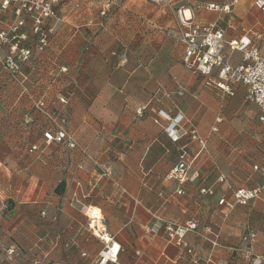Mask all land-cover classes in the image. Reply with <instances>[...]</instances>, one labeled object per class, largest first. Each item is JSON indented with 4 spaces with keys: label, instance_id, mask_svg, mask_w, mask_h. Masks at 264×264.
Instances as JSON below:
<instances>
[{
    "label": "crops",
    "instance_id": "obj_1",
    "mask_svg": "<svg viewBox=\"0 0 264 264\" xmlns=\"http://www.w3.org/2000/svg\"><path fill=\"white\" fill-rule=\"evenodd\" d=\"M111 1L101 16L103 0H59L57 19L44 24L47 46L33 48L21 69L33 97L43 96L66 117L75 147L45 145L49 120L0 75V207L9 202L14 212L0 216V234L25 239L26 264H97L111 243L119 251L106 264H256L257 257L264 264V193L231 209L218 204L233 201L235 188L261 181L253 169L264 166L261 112L242 85L219 97L215 71L185 69L172 36L181 7L196 21L215 20L225 40L253 39L264 54V11L251 0ZM1 2L0 30L14 20L16 5ZM211 3L218 9H208ZM226 4L228 11L221 9ZM224 53L232 64L241 62L240 52ZM178 112L206 140L197 156L188 135L172 140L166 133L163 114ZM32 144L41 150L28 152ZM182 152L193 159L186 180L165 178ZM155 220L195 221L197 231L179 246L145 232ZM248 231L254 237L245 241ZM213 234L217 246L208 241Z\"/></svg>",
    "mask_w": 264,
    "mask_h": 264
},
{
    "label": "built area",
    "instance_id": "obj_2",
    "mask_svg": "<svg viewBox=\"0 0 264 264\" xmlns=\"http://www.w3.org/2000/svg\"><path fill=\"white\" fill-rule=\"evenodd\" d=\"M253 6L264 11V0H251ZM14 20L6 28L0 30V75L6 73L8 79L21 88L33 102L34 108L43 114L50 122L48 127L42 133L43 143L65 142L69 148L76 146L72 135L65 128L66 117L60 113L50 110L43 96L34 98L26 86L27 76L22 73V67L30 61L33 48L43 50L48 44V35L50 29L44 27L46 20L57 19L56 6L59 0H14ZM237 0H231L235 3ZM10 0H2L1 7L7 8ZM111 0H103L101 4L100 15H106ZM208 9H218L216 4H208ZM225 11L229 10V4L223 5ZM177 18L179 28L172 36L182 46L181 62L185 69L190 72L198 73L203 76H210L215 71L217 78L216 87L221 90L219 97L224 93L231 94L233 85H242L245 88V97L248 101L254 103L261 112L259 119L263 122L262 137L264 138V54L261 53L253 39L249 37L224 39V30L215 20L199 22L194 19L191 13H185V9L177 8ZM28 26V32L22 28ZM33 41L34 46H28L26 43ZM227 47L230 52L238 51L241 55V62L232 64L229 61V55L224 53ZM64 103V98L59 99ZM169 121L166 127V133L172 140H177L182 136L188 135L190 140L198 144L197 154L206 146V140L201 138L195 126L182 113L178 112L174 116L163 114ZM184 120L188 128L179 127L180 122ZM216 130V128H212ZM41 150L39 144H32L27 151L32 153ZM193 159L187 160L185 153L179 156V161L165 175L167 179H176L178 181L186 180V170L191 165ZM261 175V181L251 188L238 187L232 191L233 201H228L224 197L218 200L219 205H225L231 209L234 204H247L251 199L259 197L264 193V166L254 165ZM222 180V178H220ZM226 217V214H223ZM190 231H197L195 221H186L176 223L172 221L155 220L151 225L146 226L145 232L149 234L162 233L168 239L174 241L179 246L186 247L184 242L185 235ZM254 237L253 231H248L245 241ZM105 241H110L109 238ZM212 246L218 245V235L208 240ZM119 251V245L111 243L99 253L97 264H106L109 260H115ZM188 253L191 250L187 249ZM261 258H255L254 262L259 264Z\"/></svg>",
    "mask_w": 264,
    "mask_h": 264
},
{
    "label": "rangeland",
    "instance_id": "obj_3",
    "mask_svg": "<svg viewBox=\"0 0 264 264\" xmlns=\"http://www.w3.org/2000/svg\"><path fill=\"white\" fill-rule=\"evenodd\" d=\"M189 13L187 14V16ZM226 99V96H225ZM227 106H233L232 104H228ZM4 207H0V216L4 212H7L8 214L14 213V212H8L9 209V202L7 204H3ZM100 216V214H99ZM99 218V217H98ZM97 218V219H98ZM26 241L22 237L18 236H8L5 234H0V264H26ZM11 250L9 251V249ZM5 250H8L7 253Z\"/></svg>",
    "mask_w": 264,
    "mask_h": 264
},
{
    "label": "trees",
    "instance_id": "obj_4",
    "mask_svg": "<svg viewBox=\"0 0 264 264\" xmlns=\"http://www.w3.org/2000/svg\"><path fill=\"white\" fill-rule=\"evenodd\" d=\"M64 143V142H63ZM63 187H64V183L61 181L58 183V185L53 189V191L56 193V194H60L62 191H63ZM11 203V202H10ZM9 207H11V205H9ZM12 208V207H11ZM24 210V208H23ZM38 213L41 214V215H45V211H41V208H38Z\"/></svg>",
    "mask_w": 264,
    "mask_h": 264
},
{
    "label": "bare ground",
    "instance_id": "obj_5",
    "mask_svg": "<svg viewBox=\"0 0 264 264\" xmlns=\"http://www.w3.org/2000/svg\"><path fill=\"white\" fill-rule=\"evenodd\" d=\"M90 213L93 214V216L97 215V211L96 210L90 211ZM105 239H107V238H105Z\"/></svg>",
    "mask_w": 264,
    "mask_h": 264
}]
</instances>
